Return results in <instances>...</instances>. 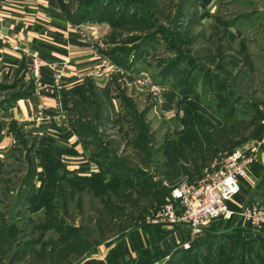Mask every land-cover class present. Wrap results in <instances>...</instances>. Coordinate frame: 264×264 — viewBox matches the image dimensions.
I'll return each mask as SVG.
<instances>
[{
	"label": "rangeland",
	"instance_id": "1",
	"mask_svg": "<svg viewBox=\"0 0 264 264\" xmlns=\"http://www.w3.org/2000/svg\"><path fill=\"white\" fill-rule=\"evenodd\" d=\"M56 1L63 8L66 27L73 30L77 40H84L97 60L95 64L103 60L109 63L108 75H95L109 79L118 101L126 102L123 96L128 99L133 115L140 118L142 125L141 129L135 127V134L138 137L142 132L150 152L146 156L140 151L143 141L128 142L134 132L129 131L126 122L123 129L109 123L103 127L102 138L138 172L132 173L133 179H124L115 192L109 190L107 203L90 188L78 187L70 192V186H65V205L52 211L54 220L59 216L53 227L43 208L31 211L32 205L24 200L15 206L17 189L29 180L37 188L35 192L43 191L40 176L29 178L36 165L37 173L41 171L38 158L28 155L11 130L15 120L8 119L10 108L32 94L36 82L26 53L18 51L19 60L10 64L3 60L0 49V234L5 226L0 264H47L46 252L51 246L57 255L65 257L58 262L68 259L66 263L72 264L83 254L79 250L84 239L92 243L104 241L128 226L151 225L146 217L167 200L163 181L205 178L218 169L231 150L261 140L264 0ZM226 21L233 22L229 30L223 24ZM6 43L0 41V45L8 47ZM188 71L194 75L192 89L183 90L177 85L182 84ZM225 104L230 113L233 111L232 116L225 117L221 112ZM36 110L43 112L42 106ZM187 115L193 117L191 136L198 141L172 148L171 140L184 137L187 128L183 120ZM59 159L69 170L79 168V157ZM57 166L58 178L61 168ZM159 188V193L154 194ZM11 224L23 227L22 234L13 232ZM40 225L48 227L41 242L23 248L12 259L16 242L36 239V226ZM219 229L217 224V234L212 237H193L179 243L154 264H216L226 253L219 249ZM43 245L46 252L40 249Z\"/></svg>",
	"mask_w": 264,
	"mask_h": 264
},
{
	"label": "crops",
	"instance_id": "2",
	"mask_svg": "<svg viewBox=\"0 0 264 264\" xmlns=\"http://www.w3.org/2000/svg\"><path fill=\"white\" fill-rule=\"evenodd\" d=\"M232 23L228 22L226 30H229ZM0 41L17 42L27 52L25 57L28 62L29 55H37L45 62L41 67V80L34 84V91L10 108L8 119L15 120L28 138L51 139L62 149L59 157H79V168L70 169L69 176L76 174L79 177H90L100 173L99 164L93 160L98 150L96 147H106L110 154L116 155V148H110V144L102 138L103 127L113 123L119 124L121 129L125 123L122 117L125 109L118 101L109 79L92 72V66L97 60L93 59L84 40H77L73 30L66 27L57 1L0 0ZM7 45H0L1 55L3 60L13 64L19 60L18 52L11 53ZM58 52L69 53L71 64L61 76L60 88L55 89L47 63L55 60L53 54ZM87 80L92 82L101 103V118L98 122L86 118L96 124V129L90 135L78 136L71 129L69 109L63 105L62 98L65 92L85 84ZM40 106L44 113L53 115V118L36 120V107ZM259 139L262 145L254 162L258 167L252 166L242 179L243 191L230 203V208L235 212L247 204L264 208V129ZM66 170L69 174V168L66 167ZM80 189H89V186L81 185ZM218 222L219 231L226 238H235L241 242L254 241L261 245L257 247L260 254L264 253V226L252 225L236 214L230 219H219ZM198 235L192 236L184 223L128 226L104 241L91 242L90 248L72 264H144L145 261L154 264L179 243Z\"/></svg>",
	"mask_w": 264,
	"mask_h": 264
},
{
	"label": "trees",
	"instance_id": "3",
	"mask_svg": "<svg viewBox=\"0 0 264 264\" xmlns=\"http://www.w3.org/2000/svg\"><path fill=\"white\" fill-rule=\"evenodd\" d=\"M61 9L63 11L62 7ZM223 24L225 25V28H226L228 21H226ZM185 76L186 77H184L182 84L178 83L177 87H181V89L183 90L185 89L190 90V88L192 89L191 80H193L194 75L192 71L191 72L188 71ZM30 95L28 94V96ZM121 98L123 101H126V102H121L123 105V108L125 109L122 115L123 121L128 124L129 131L134 132L133 136L128 142L136 143L138 140L143 141L144 145H141L142 147L140 151H142L143 154H146V156H149L150 151L147 149L148 142L146 141L145 136L143 135L142 137L141 131L138 134L139 138L135 134V127L139 126L140 129L142 127L140 118H138V116L136 115H133L132 113L133 106L128 104L129 103L127 102L128 99L124 96ZM62 102H63V105L69 109V113H70L69 123H70L71 129L76 134H78V136L79 134L81 135L89 134L90 135L92 132L95 131L96 124L91 123L86 118H89L93 121L97 120L98 122V119L101 118V103L99 101V98L97 97L95 88L91 81L87 80L85 84H82L79 87H76L70 90L69 92H65L63 94ZM69 102L71 103L70 106H68ZM225 105L226 106H223L224 109H221V112H223V115L225 117L230 116V115L232 116L233 111L232 113H230L227 107L228 104H225ZM193 121L194 120L191 115L186 116V118L183 120V123L185 125V128H187L186 130H188L189 132L187 134L185 130L184 133L186 135L184 134V137L178 140H175V141L171 140L170 144L172 148L175 147V145L177 144H180V146H183L185 142L192 143V142H195V140L198 141L197 137L193 138L191 136L192 134L191 131L193 129V124H192ZM12 123L13 125H11V130L13 133L16 132L15 134H17L16 136L17 140L24 146V149L27 151L28 155L32 154L33 156H36L38 158L37 164L41 167V171L37 173L36 171L37 165H36L35 167L36 169L34 170V172L30 173L31 176L29 178H31L32 176L38 175L40 176V179L43 180L42 182L39 183L41 189L43 190L41 193L35 192L37 188L33 187L34 184L33 182H31V180H29L28 183L25 184L24 186L22 187L19 186L16 194L14 195L15 196L14 204L15 206L20 205L19 201L24 200L27 204L32 205V208H30L31 211H36V210L43 208L45 211V214L49 216V219H50L49 223H51L52 227H53V221H56L57 223L58 222L57 219L59 220L58 215L55 220L53 219L55 216L54 212H52L53 209H55L56 206L65 205V202H64L65 186H70L69 191L71 192L74 189H77L81 185H88L90 190H92L94 194L101 196L100 200L104 201V203H107L108 201L106 200L109 199L107 192L109 190H112L115 192L118 189V187L124 183V179H133L132 173L137 174L138 172L136 169H134V166H131V164L127 163L124 159H121V157L116 156L115 154H110L106 147L97 146L96 148L98 150L94 153L95 157H93V160H95L99 164L100 169H101L100 173L94 174L90 177H79V175H76V174L69 176L68 171L66 170L65 166L63 165V163H61L59 159L60 153L62 152V149L59 146L55 145L51 139L46 138V137H40L38 139L28 138L24 135L22 129L19 127V125H17L16 122H12ZM263 129H264L263 125H260L259 135L261 134ZM204 137L206 136L204 135ZM210 150L212 151L211 153H213V149H210ZM48 160H49V163H48ZM55 165H58L57 167L61 168V172H60V175H58L59 176L58 178L56 176L57 174H56ZM252 166L258 167L255 164H253ZM134 178L138 179L137 177H134ZM153 185L155 186L154 183H152V186ZM164 188L168 195V188L166 187ZM159 190L161 189L160 188L156 189L154 194H158ZM242 191H243V188H241L240 192ZM18 213L16 217L18 216ZM217 224L219 225L218 221L213 222L209 226V229L210 227H212L211 231L204 230L197 236V238L201 240L204 236L209 235L210 237H212L214 234H217L216 232ZM4 227H2L3 229H1L0 241H2V236L4 234ZM36 227L38 228V231H39L37 238L28 239V240L27 238L23 240L19 239L16 242V245L18 247H16L13 251L14 253L12 254V259H14L13 257L16 258L17 255L21 253L23 248H26V247L31 248V246L41 242L43 238V232L48 227H46V225L44 226L40 225ZM54 227L57 232L60 231L57 226L54 225ZM11 228L13 232L17 231V233L22 234L23 227L17 228V226H15L14 224H11ZM2 230H3V233H2ZM217 237L220 238L221 240L219 241L220 251H223L224 249V252L226 251V253L223 255L222 258L221 257L219 258L216 264L218 263L226 264V261H229V260L231 261V264H264V253L260 254L259 250H257L258 245L261 246L260 244H257L254 241L253 242L251 241L241 242L240 240H236L235 238L234 239L226 238L225 234H221V233H219V236H216V238ZM82 243L84 246L82 249L79 250L80 255L86 252L91 246V242H89L87 239H84ZM63 244L64 243L61 242V245H62L61 247H63ZM40 249L46 252L47 248L45 245H43ZM49 249H51V251H49ZM49 249H47L48 251L46 252V255L48 256L47 264H68L69 263V262L66 263L68 259L58 262V260H61L60 257H62V255H57L58 253L56 254L55 252L56 249L52 246ZM53 252L55 253L54 256H52ZM227 254H229V257ZM245 254H247L246 258H245ZM70 256L71 255L67 257H70ZM64 258L65 257L63 256L62 259ZM255 259H257V261H254ZM149 262L150 261H145L144 264H148Z\"/></svg>",
	"mask_w": 264,
	"mask_h": 264
},
{
	"label": "built area",
	"instance_id": "4",
	"mask_svg": "<svg viewBox=\"0 0 264 264\" xmlns=\"http://www.w3.org/2000/svg\"><path fill=\"white\" fill-rule=\"evenodd\" d=\"M6 42L12 50L27 54L17 42ZM53 56L55 60L48 62L47 65L51 70L50 77L53 86L59 89L61 76L70 66L71 59L65 53H56ZM43 65L45 62L39 56L29 55L30 71L35 82L40 81ZM93 68L94 73L104 76L111 71L109 63L104 60L95 64ZM34 118L40 121L50 120L53 115L40 111ZM261 122L264 126V116ZM261 144V140H254L231 150L224 157L218 169L211 171L200 180L191 181L183 178L175 183L163 181L162 185L168 188L167 200L157 209L150 211L146 222L166 225L184 223L192 236L200 234L219 219H230L233 214L252 225L264 226L262 206L247 204L236 212L230 208L231 201L241 191L242 179L246 177L248 170L257 159Z\"/></svg>",
	"mask_w": 264,
	"mask_h": 264
}]
</instances>
